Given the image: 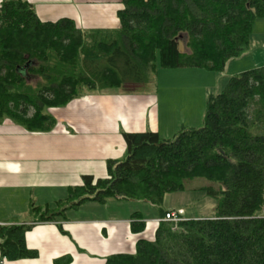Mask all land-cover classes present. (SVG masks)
Masks as SVG:
<instances>
[{"label": "trees", "instance_id": "1", "mask_svg": "<svg viewBox=\"0 0 264 264\" xmlns=\"http://www.w3.org/2000/svg\"><path fill=\"white\" fill-rule=\"evenodd\" d=\"M119 19L118 30L86 36L68 20L41 22L26 0L5 1L0 123L49 132L56 121L48 109L66 107L83 90L145 91L159 68L223 73L248 52L254 25L264 20V0H123ZM203 122L171 139L123 133L126 156L108 162L107 178L84 176L63 204L32 213L48 222L86 202L137 201L155 207L162 220L173 212L163 208L168 195L200 191L217 201L214 217L160 222L153 241L140 240L135 255L107 264H264V66L231 77L224 91L210 95ZM132 220L134 233L145 230L141 214ZM32 227L0 226L1 257L38 258L25 242Z\"/></svg>", "mask_w": 264, "mask_h": 264}, {"label": "crops", "instance_id": "2", "mask_svg": "<svg viewBox=\"0 0 264 264\" xmlns=\"http://www.w3.org/2000/svg\"><path fill=\"white\" fill-rule=\"evenodd\" d=\"M26 1L41 22L68 20L86 36L120 28L123 0ZM3 3L0 0V9ZM237 61L241 62L232 76L264 66V20L256 21L249 50ZM200 71L201 78L215 74ZM192 86L201 90L204 103L213 95L214 89ZM158 90L134 94L121 90L85 92L66 107L48 109L56 121L49 132H31L10 120L0 123V226H33L25 242L28 249L38 253L36 259L15 262L0 254V262L107 264L113 256L135 255L140 240L155 239L161 216L146 202H86L66 211L64 218L48 222H38L32 208H57L70 198L73 189L82 187L84 176L107 178L108 162L121 161L126 156L123 133L150 131L163 139L168 137L175 124L167 125L173 120L169 112H161ZM203 114L181 128H199L196 126L203 121ZM135 213L141 214L146 224L141 233L132 231Z\"/></svg>", "mask_w": 264, "mask_h": 264}, {"label": "rangeland", "instance_id": "3", "mask_svg": "<svg viewBox=\"0 0 264 264\" xmlns=\"http://www.w3.org/2000/svg\"><path fill=\"white\" fill-rule=\"evenodd\" d=\"M184 44L185 41L182 43L181 48L186 51ZM237 62L238 63H236V61L231 63L230 67H228V71L224 73H215L214 75L217 76L215 78L213 77L214 75H209L207 78L203 76V78H201L198 73L201 71L197 69L169 70L159 68L156 84L145 88V91H155L156 88H159L157 93L161 101V112L164 113L165 111L170 113V118L173 122L170 123L169 121L167 125L174 126L175 124V130L165 139H171L177 135L182 129V125L188 126L191 120H198V118H200V113H204V120L206 114V101L204 103L201 90L194 89L192 85H197L202 89L206 87L214 89L212 92L213 95L221 93L226 89L230 78L233 77L232 73H236V64H239L241 61ZM32 83L33 85H37L40 81L39 79H32ZM219 87H221V89ZM84 92L83 90L82 93ZM203 104H205V106H203ZM30 116H32V112ZM203 123V121H199V125L196 127L203 126ZM197 184L198 182H194L189 188ZM216 206L217 201L207 196L205 193L187 190L186 192L168 195L165 198L163 208L178 207L184 212L186 219L189 220L214 217L216 215Z\"/></svg>", "mask_w": 264, "mask_h": 264}, {"label": "built area", "instance_id": "4", "mask_svg": "<svg viewBox=\"0 0 264 264\" xmlns=\"http://www.w3.org/2000/svg\"><path fill=\"white\" fill-rule=\"evenodd\" d=\"M2 1L5 2V1H10V0H2ZM263 214H264V212H263ZM183 216H184V212L182 210L173 211V212H170L169 214H167L164 219L158 220V223L169 222V223H173V224H178L180 222L185 221ZM0 264H4V263L0 262Z\"/></svg>", "mask_w": 264, "mask_h": 264}]
</instances>
